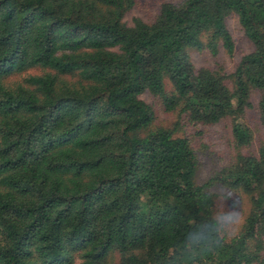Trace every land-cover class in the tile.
<instances>
[{
  "label": "trees",
  "instance_id": "obj_1",
  "mask_svg": "<svg viewBox=\"0 0 264 264\" xmlns=\"http://www.w3.org/2000/svg\"><path fill=\"white\" fill-rule=\"evenodd\" d=\"M136 1L0 0V264H264V139L243 152L241 121L259 92L264 127V0L129 24ZM233 14L253 50L230 74L197 68L192 49L234 51ZM146 94L179 120L156 123ZM229 118L237 152L200 183L182 122ZM217 183L247 202L230 238Z\"/></svg>",
  "mask_w": 264,
  "mask_h": 264
},
{
  "label": "rangeland",
  "instance_id": "obj_2",
  "mask_svg": "<svg viewBox=\"0 0 264 264\" xmlns=\"http://www.w3.org/2000/svg\"><path fill=\"white\" fill-rule=\"evenodd\" d=\"M179 1L181 0H137L127 13L126 21L131 24L134 18H141L151 22L158 15L162 3ZM227 24L235 42L234 51L229 54L223 48L218 52H212L209 49H192L189 51L190 58L197 68L209 67L230 74L235 70L241 58L253 50L252 42L246 36L238 16L231 15L227 19ZM143 97L153 105L156 123L171 126L179 120L178 112L167 110L159 97H152L149 94ZM251 104V107L246 109L241 121L249 127L252 133V143L249 147H245L243 152L257 151L259 142L264 139V127L260 121L258 107L259 92L252 93ZM182 123L185 127L183 132L196 138L200 159L198 181L204 183L237 152L230 127L231 119L210 125L188 126L184 121ZM211 190L217 198L216 216L222 224L224 234L230 238L238 233L244 222L248 209L247 202L239 193L222 184H215ZM118 259L119 254L116 252L115 260Z\"/></svg>",
  "mask_w": 264,
  "mask_h": 264
}]
</instances>
